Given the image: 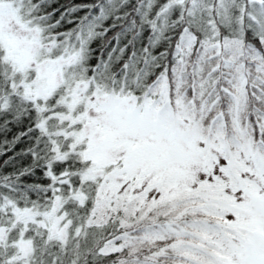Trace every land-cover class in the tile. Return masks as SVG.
I'll list each match as a JSON object with an SVG mask.
<instances>
[{
    "label": "snow or ice",
    "instance_id": "snow-or-ice-1",
    "mask_svg": "<svg viewBox=\"0 0 264 264\" xmlns=\"http://www.w3.org/2000/svg\"><path fill=\"white\" fill-rule=\"evenodd\" d=\"M128 3L0 0V264H264V0H138L174 62L89 64Z\"/></svg>",
    "mask_w": 264,
    "mask_h": 264
},
{
    "label": "trees",
    "instance_id": "trees-1",
    "mask_svg": "<svg viewBox=\"0 0 264 264\" xmlns=\"http://www.w3.org/2000/svg\"><path fill=\"white\" fill-rule=\"evenodd\" d=\"M68 2L69 0H49L50 7L47 8V11L57 9L52 17L53 20L60 18ZM73 2L77 4L94 5L88 17V19L91 20L92 16L99 15L100 8L98 5L102 4L104 0H73ZM137 7V0H130V3L121 9V12H129L127 19L114 21L113 18L109 16V18L104 21L105 27L114 23L116 26L106 35L93 38L88 44L87 47L90 49L89 64L103 65L105 61H116L113 64V70H116L120 68L125 61L129 63L142 61L144 57L143 50L145 48H149L152 55L164 52L167 48V59L165 60V57H160L159 60L161 63L166 62L171 64L174 62L175 58L172 54L171 46L178 43V40L173 38L170 29L167 27L159 31L158 29L153 30L150 25H141V17L143 14L140 12V7L139 10H137ZM86 12H88V8H83L78 13H74V15L83 16ZM132 21H135V27L132 26ZM61 25L62 26L57 28L56 31L64 34L62 39L66 38L69 43L78 45L79 42L75 35L77 24L64 23L62 20ZM157 36L158 38H156ZM121 48L125 49L123 53L120 52ZM133 53H135V56H133ZM117 57L122 58L117 60Z\"/></svg>",
    "mask_w": 264,
    "mask_h": 264
},
{
    "label": "rangeland",
    "instance_id": "rangeland-1",
    "mask_svg": "<svg viewBox=\"0 0 264 264\" xmlns=\"http://www.w3.org/2000/svg\"><path fill=\"white\" fill-rule=\"evenodd\" d=\"M137 2H138V0H137ZM139 7H140V12L143 14V5L139 4ZM157 29L160 31V30L164 29V27H158ZM156 38H158V36Z\"/></svg>",
    "mask_w": 264,
    "mask_h": 264
}]
</instances>
